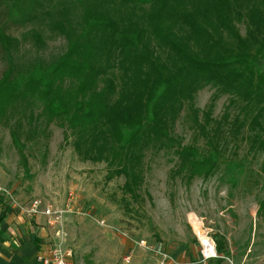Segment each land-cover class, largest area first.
Wrapping results in <instances>:
<instances>
[{"label":"trees","instance_id":"trees-1","mask_svg":"<svg viewBox=\"0 0 264 264\" xmlns=\"http://www.w3.org/2000/svg\"><path fill=\"white\" fill-rule=\"evenodd\" d=\"M26 2L0 0L9 16L47 19L33 10L35 0L32 7ZM76 4L86 27L79 24L78 31L72 22L67 29L52 21L70 50L50 63L24 59L19 39L0 27L7 62L0 79V125L11 130L25 167L31 140L23 132L41 136L52 124L65 130L67 140L73 138L83 160L105 162L112 169L108 179L125 176L124 191L131 197L144 185L150 151L175 153L173 174L188 184L223 169L225 177L237 170L242 175L244 164L238 161L244 146L253 158L264 157V0ZM243 21L245 35L239 29ZM33 37L43 42L39 32ZM207 86L216 93L201 111L196 96ZM221 96H228V104L217 120L213 114ZM185 110L203 143L183 145L174 136ZM3 203L0 195V207ZM6 213L0 212V224ZM218 253L225 256L220 242Z\"/></svg>","mask_w":264,"mask_h":264},{"label":"rangeland","instance_id":"rangeland-1","mask_svg":"<svg viewBox=\"0 0 264 264\" xmlns=\"http://www.w3.org/2000/svg\"><path fill=\"white\" fill-rule=\"evenodd\" d=\"M35 1L34 5L33 0L26 3L33 5V10L43 11L45 21H25L19 13L9 16L10 12L0 4V27L19 39L24 59L50 63L70 50L67 38L50 23L66 24L68 29L67 22H72V27L80 31L79 24L86 27L82 6L76 0ZM72 5L77 9L72 11ZM246 28V21L239 24L242 35ZM34 32L43 37L40 45ZM3 55L0 49V79L7 68ZM215 93L212 86L201 90L196 107L206 110ZM227 104L228 96L215 102L214 119H221ZM188 113H182L174 136L183 145L203 143ZM23 135L31 140L24 152L28 167L11 130L0 125V187L11 193L18 206L41 200L54 211L69 209L62 228L65 246L72 251L75 264H127L128 255L130 264H155L158 252L215 264V259H204L201 236L213 242L217 252L220 242L225 255L222 257L232 258L234 264H264V157L253 158L247 146L238 161L244 164L242 175L237 170L235 175L225 177L223 169L212 178L197 177L190 184L173 174L175 153L150 151L145 158L144 185L131 197L124 191L125 176L108 179L112 169L105 162L83 160L74 149L73 138L67 140L65 130L57 124L41 136ZM4 198L8 205L16 206ZM194 221L200 224L199 231ZM142 241L147 248L140 246Z\"/></svg>","mask_w":264,"mask_h":264},{"label":"crops","instance_id":"crops-1","mask_svg":"<svg viewBox=\"0 0 264 264\" xmlns=\"http://www.w3.org/2000/svg\"><path fill=\"white\" fill-rule=\"evenodd\" d=\"M2 211L7 213L0 224V264H44L41 256L55 244L56 227L44 216L25 218L14 205H8L5 198L0 207ZM159 261L158 258L155 264H159ZM168 264H213V261H193L184 255L182 259L171 257Z\"/></svg>","mask_w":264,"mask_h":264},{"label":"built area","instance_id":"built-area-1","mask_svg":"<svg viewBox=\"0 0 264 264\" xmlns=\"http://www.w3.org/2000/svg\"><path fill=\"white\" fill-rule=\"evenodd\" d=\"M0 195L7 197L8 200L15 203V207L19 209L20 213L27 219H35L40 216H44L49 219L50 224L56 227V242L51 247L48 252H43L41 260L44 264H75L73 262L72 256L73 253L71 250H68L65 246L64 231L62 228V221L67 211L53 210L52 207H46L41 200H33L28 205H17L15 200H13L12 195L7 190L0 187ZM141 247H146L145 242L139 243ZM202 255L205 260L215 259L223 261V264H234V261L230 257H222L218 254L216 246L213 242L208 240V243L201 242ZM152 251L153 248L148 250ZM159 256V264H168L171 260V257L168 254L157 253ZM131 261V256L125 257V262L129 264Z\"/></svg>","mask_w":264,"mask_h":264},{"label":"bare ground","instance_id":"bare-ground-1","mask_svg":"<svg viewBox=\"0 0 264 264\" xmlns=\"http://www.w3.org/2000/svg\"><path fill=\"white\" fill-rule=\"evenodd\" d=\"M194 223H195L197 230L199 231L200 230V224L198 223V221H194ZM201 238H202L204 243H208V240H205L204 237L201 236Z\"/></svg>","mask_w":264,"mask_h":264}]
</instances>
